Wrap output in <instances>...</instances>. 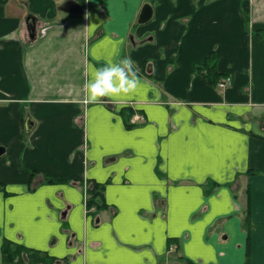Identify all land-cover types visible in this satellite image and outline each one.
<instances>
[{"label":"crops","instance_id":"0c3cea01","mask_svg":"<svg viewBox=\"0 0 264 264\" xmlns=\"http://www.w3.org/2000/svg\"><path fill=\"white\" fill-rule=\"evenodd\" d=\"M124 58L138 87L86 103ZM0 146V264H264V0H0Z\"/></svg>","mask_w":264,"mask_h":264},{"label":"clouds","instance_id":"9594fccd","mask_svg":"<svg viewBox=\"0 0 264 264\" xmlns=\"http://www.w3.org/2000/svg\"><path fill=\"white\" fill-rule=\"evenodd\" d=\"M90 15L86 13L85 19H89ZM134 65L135 62L131 58H124L117 62H108L99 68L90 67V78L83 86L86 103L96 104L104 97L136 89L139 85V76Z\"/></svg>","mask_w":264,"mask_h":264},{"label":"rangeland","instance_id":"374dc122","mask_svg":"<svg viewBox=\"0 0 264 264\" xmlns=\"http://www.w3.org/2000/svg\"><path fill=\"white\" fill-rule=\"evenodd\" d=\"M4 187H6V185H4V186L0 185V188H4ZM35 188H37V186H35L34 184L31 183V185H29V192L32 193L33 191H35ZM93 190L94 189L92 187H89V186L84 187V195L86 192L85 200H87V202H85V204H86L89 212L90 211H96L94 208L97 207L96 205H93V204H95V201L97 199V196H95V194L92 195ZM9 243L12 245L16 244V243H11L9 241L4 242V244L2 246V252H3V248L6 247L14 253V256L12 258H8V257H5L4 255H2L4 258V263L7 262L9 264H46V263L36 261L33 258L35 252H36L35 255L37 258H38V256L43 257L42 256L43 251H37V250L29 249V248H26V247L19 245V244H16V245L21 246V247L16 248L15 245H14V247H12L11 245H9ZM17 249L21 250V252H17ZM25 249L27 251H25ZM46 259H47V255H46Z\"/></svg>","mask_w":264,"mask_h":264},{"label":"water","instance_id":"95a60500","mask_svg":"<svg viewBox=\"0 0 264 264\" xmlns=\"http://www.w3.org/2000/svg\"><path fill=\"white\" fill-rule=\"evenodd\" d=\"M64 10L65 11H72V12H79L80 8L75 2L70 1L64 5ZM152 18H153V8L151 5L147 4L143 7V10H142L140 18H139V23L140 24H146V23L150 22ZM28 26H29V30L31 33V38L34 39L35 32H36V23H35V20L33 18H29ZM33 126H34L33 122L32 123H31V121L28 122L27 127H28L29 131L32 130ZM4 154H5V148L0 146V157Z\"/></svg>","mask_w":264,"mask_h":264},{"label":"trees","instance_id":"16d2710c","mask_svg":"<svg viewBox=\"0 0 264 264\" xmlns=\"http://www.w3.org/2000/svg\"><path fill=\"white\" fill-rule=\"evenodd\" d=\"M216 63H217V59L215 58V57H213L212 59H211V62L209 61L208 63H207V66H205V69H206V71L208 72L207 73V77L211 80V82L212 83H216L217 82V80L220 78V77H218L217 76V74L215 73V68H216ZM204 69V70H205ZM218 78V79H217ZM217 79V80H216ZM9 245H11L12 247H14V245L16 246V248H19V247H21V246H17L16 244H10L9 243ZM25 251H27L26 249H25ZM17 252H21V250H18L17 249ZM36 252L34 253V256H33V258L35 259L36 258ZM3 255L5 256V257H8V258H12L13 256H14V253L11 251V250H9L8 248H6V247H4L3 248ZM46 256V255H45ZM36 261H39V262H42V263H46L47 264V260H45V259H43V258H40V256H38V258H36L35 259ZM7 263V262H6ZM7 264H9V263H7Z\"/></svg>","mask_w":264,"mask_h":264},{"label":"built area","instance_id":"2783aa9c","mask_svg":"<svg viewBox=\"0 0 264 264\" xmlns=\"http://www.w3.org/2000/svg\"><path fill=\"white\" fill-rule=\"evenodd\" d=\"M232 82V78L231 77H227L226 79L223 80L222 83H220L221 87H226L227 85H230Z\"/></svg>","mask_w":264,"mask_h":264}]
</instances>
